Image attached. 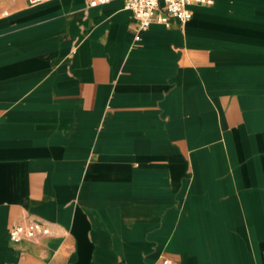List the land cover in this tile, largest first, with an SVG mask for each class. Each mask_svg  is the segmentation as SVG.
Here are the masks:
<instances>
[{"label":"crops","instance_id":"0c3cea01","mask_svg":"<svg viewBox=\"0 0 264 264\" xmlns=\"http://www.w3.org/2000/svg\"><path fill=\"white\" fill-rule=\"evenodd\" d=\"M188 7L0 0V264H264V0Z\"/></svg>","mask_w":264,"mask_h":264},{"label":"built area","instance_id":"2783aa9c","mask_svg":"<svg viewBox=\"0 0 264 264\" xmlns=\"http://www.w3.org/2000/svg\"><path fill=\"white\" fill-rule=\"evenodd\" d=\"M44 0H28L30 4H37ZM111 0H87L90 7L105 4ZM209 4L211 0H124V8L131 11L136 22L138 31L145 30L152 22L168 24V16L176 18L180 23H184L192 16L189 9L191 4ZM135 34V39H139V34ZM49 226L36 219L23 218L17 220L8 230L9 239L18 242L23 238H36L48 235ZM162 264H174L164 259Z\"/></svg>","mask_w":264,"mask_h":264}]
</instances>
